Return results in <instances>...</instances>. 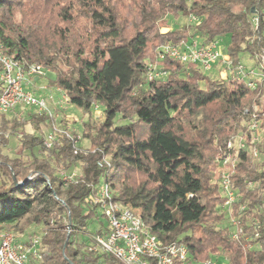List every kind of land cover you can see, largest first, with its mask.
I'll list each match as a JSON object with an SVG mask.
<instances>
[{
  "label": "trees",
  "instance_id": "16d2710c",
  "mask_svg": "<svg viewBox=\"0 0 264 264\" xmlns=\"http://www.w3.org/2000/svg\"><path fill=\"white\" fill-rule=\"evenodd\" d=\"M60 1L57 17L66 25L57 24L58 42L51 44L36 34L22 0H0V44L19 62L49 69L48 85L86 114L102 105L104 120L89 118L81 135L66 129L70 137L58 133L47 147L40 125L54 122L48 115L0 114V228L14 225L23 233L43 224L37 264H122L87 248L86 233L97 228L89 224L100 216L83 205L103 180L114 188V199L138 210L164 243L186 245L187 264L218 254L229 264H264V121L260 160L241 152L232 176L239 193L233 216L244 230L238 238L232 225L221 224L230 218L220 211L225 200L212 182L234 126L247 129L242 121L257 111L262 89L211 80L197 65L171 59L163 63L164 80L147 78L160 45L194 36L208 42L229 35L232 59L240 60L242 51L254 59L264 50V0ZM190 15L198 22L164 28L171 18ZM79 17L86 23L78 25ZM13 138L19 141L14 156L7 152ZM82 139L90 145L82 146ZM75 168L81 170L78 181L64 186L61 173ZM135 174L148 176L150 184L135 182Z\"/></svg>",
  "mask_w": 264,
  "mask_h": 264
},
{
  "label": "built area",
  "instance_id": "2783aa9c",
  "mask_svg": "<svg viewBox=\"0 0 264 264\" xmlns=\"http://www.w3.org/2000/svg\"><path fill=\"white\" fill-rule=\"evenodd\" d=\"M188 19L193 23L198 22V18L194 15H190ZM255 21L257 22V18ZM221 39L207 42L204 38L194 36L180 42L160 45L156 49V60L148 63L147 78L148 80L166 78L168 71L163 63L166 59H171L186 67L197 65L202 71L216 68L221 78L245 82L252 90L262 89L261 104L249 119L247 129L228 138L226 155L217 159L216 164L217 179L225 200L221 207L230 218L234 229L233 238H238L244 230L233 216V207L239 199V193L233 187L232 176L241 161V152H246L253 158L259 157L264 121V50L255 55V67L247 68L241 60L232 59L227 49L225 51L220 47ZM0 66V114H8L20 109L39 115L46 114L54 119L48 107V97L37 94L31 81L34 77L45 78L49 69L37 63L19 62L15 55L5 52L2 44H0ZM49 97L53 98L52 95ZM67 99V95L63 92V100L59 102L61 108L64 107L63 103ZM94 107L98 109L99 105L96 104ZM43 125L49 126L41 132L47 147L52 146L58 133L70 137L67 130L60 128L54 122L41 123V127ZM79 139L80 136L73 138L75 145L79 143ZM103 163H108L107 158H104ZM80 176L79 168L61 173L64 186L77 182ZM114 197V188L110 183L102 180L85 200L83 207L87 210L95 209L103 220V222L99 221L96 230L92 233L85 232L90 237L87 246L90 252L112 255L122 264H187L190 253L186 245L176 242L164 243L151 232L138 210L116 201ZM67 226L68 231L71 232L70 224ZM45 233L46 227L39 236L20 241L13 232L0 228V264H37L41 260L40 249ZM199 264H215V262L210 259Z\"/></svg>",
  "mask_w": 264,
  "mask_h": 264
},
{
  "label": "rangeland",
  "instance_id": "374dc122",
  "mask_svg": "<svg viewBox=\"0 0 264 264\" xmlns=\"http://www.w3.org/2000/svg\"><path fill=\"white\" fill-rule=\"evenodd\" d=\"M22 3H23V6L21 8H23V10L25 11L26 18L30 19L29 22L31 24L38 25V29H35L37 30L36 34H39V37L42 38V40L48 41L51 44H53L54 42H58V39H56L57 38L56 37V32H57L56 26L57 24H61L62 26L66 25L65 23H62L61 20L57 17V13L61 9L60 3H62V1L60 0H22ZM125 6H126V2H125ZM118 7L122 10V13L125 12L122 4L121 5L118 4ZM84 23H86V21L82 17H79L78 25L84 24ZM189 24H190V21L188 17L179 16L178 18H174V17L171 18L170 22L165 23L164 28L173 29L177 27L187 26ZM71 28H73L72 25H71ZM229 44H230V36L226 35L221 39L220 47L226 51V49L229 47ZM239 58L241 62L247 68L255 67V61L252 57H250V54L248 51H242L239 54ZM204 73L211 80H218L221 78L216 68L204 71ZM49 76H50V73L45 78L38 77V79L41 82H37V83L33 82L32 84H33V88H37L38 90H41V92L38 93L39 95L48 97V107L53 113V117H54L53 120H54V123L57 124V126L65 130L68 129L69 132L70 130L77 131L79 135H81L83 131V122H87L89 118L92 122H101L104 120V107L100 104H99L98 109L93 107L89 115L86 114L83 109L76 107L68 103L67 101L63 103L64 107L61 108L59 106V102L60 100H63V92L60 90L56 92L55 89H52V87L48 85ZM164 79L165 78H162L161 80H164ZM33 80L34 78L31 79V81ZM44 85L46 86V88L40 89V87H43ZM50 95H52L53 98H50L49 97ZM54 99H57L58 101L57 104L55 103ZM29 112H30L29 110L16 109L8 113L7 116L12 117V116H16L17 114H28ZM248 121L249 119L244 118V120L242 121V125L247 127ZM48 127L49 126L43 125L42 127H40L41 128L40 132L47 129ZM234 127H235V130L234 132L231 133L230 136L241 132V130H245V127L242 128L241 126H236V125ZM28 129L32 131V128L30 125H28ZM190 133H191L190 135L193 138L196 137L195 132L194 133L190 132ZM201 142H202V139H201ZM18 144H19L18 139L13 138L11 141V146L7 150V152L10 155L14 156L17 153ZM80 144L82 146L88 147L90 145V142L88 139H82L80 141ZM203 146H205L204 149H206L204 151L205 156H210L212 154V149L210 148V146L208 144L203 145ZM254 159L255 161H258L260 160V157H254ZM216 164L213 170L214 171V177L212 179L213 183L218 182L217 173H216ZM134 180L135 182H145V183L150 184V180L148 176L143 175V174H135ZM219 209L220 211H224V209L221 206L219 207ZM99 221H103L101 216L99 217V219H95L92 222H90L89 224L90 228L93 229L94 227L98 226ZM221 224L223 226L231 225V222L228 218H226L225 221H223V223ZM3 228L10 232H13L16 235V238L18 240L25 241L31 237H36L37 235L39 236L41 234V231H43V229L45 228V226L43 224L30 225L23 233L17 232L16 227L14 225L4 226ZM213 261L215 262V264H229L227 258L223 254L215 255L213 257ZM194 264H199V262L194 261Z\"/></svg>",
  "mask_w": 264,
  "mask_h": 264
},
{
  "label": "crops",
  "instance_id": "0c3cea01",
  "mask_svg": "<svg viewBox=\"0 0 264 264\" xmlns=\"http://www.w3.org/2000/svg\"><path fill=\"white\" fill-rule=\"evenodd\" d=\"M33 82H41L37 77H34V80H33ZM41 85V84H40ZM36 86H37V84H36ZM45 86V85H44ZM41 88H43V87H40V89ZM35 91H36V93L38 94V93H40L41 92V90H38L37 88H33ZM52 89H55L56 90V92H58L59 91V88H52ZM54 90V91H55ZM54 101H55V103L57 104L58 103V101H57V99H54ZM52 109V108H51Z\"/></svg>",
  "mask_w": 264,
  "mask_h": 264
}]
</instances>
